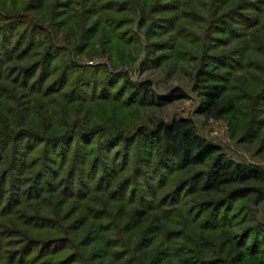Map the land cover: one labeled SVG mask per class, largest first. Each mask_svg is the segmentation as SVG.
Wrapping results in <instances>:
<instances>
[{"label": "rangeland", "instance_id": "obj_1", "mask_svg": "<svg viewBox=\"0 0 264 264\" xmlns=\"http://www.w3.org/2000/svg\"><path fill=\"white\" fill-rule=\"evenodd\" d=\"M172 119L264 187V0H0V264H264V198L190 194L208 168L136 134Z\"/></svg>", "mask_w": 264, "mask_h": 264}, {"label": "trees", "instance_id": "obj_2", "mask_svg": "<svg viewBox=\"0 0 264 264\" xmlns=\"http://www.w3.org/2000/svg\"><path fill=\"white\" fill-rule=\"evenodd\" d=\"M203 89L204 91L200 93L202 98L201 109L202 113H206L216 106V103L223 94V89L216 85L206 86ZM128 90H130V88ZM172 93L176 96L173 97L172 100L181 98L179 97L180 95L178 90H174ZM137 95L140 96L141 103L151 100L148 86L142 87ZM136 132V134H138L140 139L144 142L148 141L149 138L154 139L156 146L158 147L154 156L157 165L159 164L160 166L162 163H165L169 168H177L178 170L194 166H205L208 168L207 172H201L195 179H193V191L191 190L190 194L197 193L200 196H216L222 193V188L231 186V190L236 193L235 196H238L239 194H254V205H257L263 200L264 187H255V185L250 187L253 183L260 184L261 180L263 181L261 173L257 170L245 169L240 165H236L228 160H225L221 155L216 153V147L207 144L194 133L186 120L172 119L166 123L158 122L154 128L147 133L145 130L139 128ZM121 138L122 137H120L119 134L116 135L111 142L110 148L117 146L120 141H123ZM0 139V148L4 142H10L8 141L9 137L7 134L3 135L2 133L0 135ZM124 141L128 140L125 138ZM207 162H209L208 166H206ZM190 183L191 182L183 181L180 186L185 188ZM216 206L217 202L212 200L200 205L202 213H208V219L218 213L217 209L219 207ZM136 216L139 220H141L144 213L142 211H136ZM228 242L229 240L226 241V244H228ZM229 248L233 249L232 246ZM233 253H235V255H233L235 258L233 264H239L241 262V253L235 252V250ZM177 264L203 263L202 260L196 256V254L190 252L188 255L181 258Z\"/></svg>", "mask_w": 264, "mask_h": 264}]
</instances>
